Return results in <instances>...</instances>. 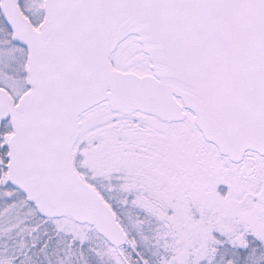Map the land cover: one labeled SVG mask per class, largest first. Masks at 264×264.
<instances>
[{"label": "snow or ice", "instance_id": "snow-or-ice-1", "mask_svg": "<svg viewBox=\"0 0 264 264\" xmlns=\"http://www.w3.org/2000/svg\"><path fill=\"white\" fill-rule=\"evenodd\" d=\"M0 264H264V0H0Z\"/></svg>", "mask_w": 264, "mask_h": 264}]
</instances>
